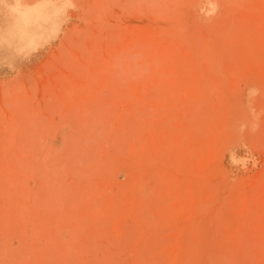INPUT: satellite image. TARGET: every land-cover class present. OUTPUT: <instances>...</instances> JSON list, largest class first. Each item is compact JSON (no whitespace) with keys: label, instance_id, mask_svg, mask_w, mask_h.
<instances>
[{"label":"rangeland","instance_id":"obj_1","mask_svg":"<svg viewBox=\"0 0 264 264\" xmlns=\"http://www.w3.org/2000/svg\"><path fill=\"white\" fill-rule=\"evenodd\" d=\"M0 34V264H264V0H0Z\"/></svg>","mask_w":264,"mask_h":264},{"label":"bare ground","instance_id":"obj_2","mask_svg":"<svg viewBox=\"0 0 264 264\" xmlns=\"http://www.w3.org/2000/svg\"><path fill=\"white\" fill-rule=\"evenodd\" d=\"M26 23H27V21H26ZM21 30H22V32H25V33H27L26 31H25V29H24V26H22L21 27ZM34 30H35V32H36V30H37V28H34ZM35 32H34V34H35ZM9 37V40L10 41H13L14 40V35L13 34H11V35H8ZM3 37H5L4 35L2 36L1 34H0V40H2L3 39ZM4 56H8L7 54H5Z\"/></svg>","mask_w":264,"mask_h":264}]
</instances>
